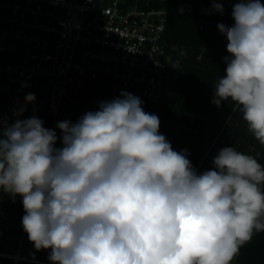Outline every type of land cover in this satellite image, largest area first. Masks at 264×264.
I'll list each match as a JSON object with an SVG mask.
<instances>
[{"label": "clouds", "instance_id": "obj_1", "mask_svg": "<svg viewBox=\"0 0 264 264\" xmlns=\"http://www.w3.org/2000/svg\"><path fill=\"white\" fill-rule=\"evenodd\" d=\"M232 18L217 25L228 55L211 102L230 100L264 145V3L239 0ZM35 100L0 122V190L22 198L23 230L50 264H231L264 231V166L252 155L225 146L197 172L127 91L58 122L57 148L39 117L19 119Z\"/></svg>", "mask_w": 264, "mask_h": 264}, {"label": "built area", "instance_id": "obj_2", "mask_svg": "<svg viewBox=\"0 0 264 264\" xmlns=\"http://www.w3.org/2000/svg\"><path fill=\"white\" fill-rule=\"evenodd\" d=\"M204 1L202 32L210 27ZM167 2L0 0V110H18L32 93L26 107L56 116L100 81L111 84L114 99L127 91L165 100L178 48L166 39Z\"/></svg>", "mask_w": 264, "mask_h": 264}, {"label": "rangeland", "instance_id": "obj_3", "mask_svg": "<svg viewBox=\"0 0 264 264\" xmlns=\"http://www.w3.org/2000/svg\"><path fill=\"white\" fill-rule=\"evenodd\" d=\"M145 0H130V2H138L139 4ZM174 3V6H179V10L182 9L183 15H194L196 14V8L200 9L201 0H186V5H181L180 0H169ZM222 3L224 11L223 14L212 10V0H205V18L211 17L210 25L213 28L219 23L216 21L222 17L232 18L233 5L239 0H217ZM176 7V6H175ZM192 7V11L189 8ZM194 11V12H193ZM193 12V13H191ZM198 16V15H197ZM199 30L205 35H211L209 29L202 32L200 29V23L203 21V17H198ZM176 66L172 69L179 70L183 68L185 62L191 65H198L194 60L192 61L191 54L188 51L191 47L185 48V52H179L182 48L176 45ZM181 48V49H180ZM195 52V49H192ZM191 51V52H192ZM205 57L208 55L212 58L220 59L222 50L218 48L203 47L199 55L196 57L198 62H202L203 53ZM204 57V58H205ZM206 59V58H205ZM171 72L169 73V75ZM217 80L212 81L210 86H205V94L198 100L197 105L194 109L184 111V113H170L174 107L175 91L173 87L168 89V96L161 102H154L151 104L143 103L142 107L144 111L150 114H156L160 120L159 131L163 134L167 140L172 144L173 149L181 151L187 149L193 167L197 172H203L213 167L212 161L210 162L209 157H214L218 151L225 146H233L237 151L252 155L262 166H264V146L255 139L252 133L248 131L246 123L242 119L241 113H233L232 106H225L224 102L221 107H217L211 101L213 99V88ZM112 86L108 81H101L94 86L84 91L79 98H72L69 103L62 109V111L56 115L47 114H35V113H23L19 119H27L33 115L39 117L44 122V127L47 125L49 129H54L57 132V143L55 147H62V143L59 139L60 131L56 128V125L60 121H71L72 123L77 120L88 111L99 110L100 101H111ZM237 113L239 114L237 116ZM225 115V116H224ZM229 117L231 118L230 123ZM17 117L14 113H6L2 117L1 122L7 121L8 123L13 122ZM261 147V148H260ZM244 149V150H243ZM253 151L256 154H253ZM254 152V153H255ZM25 233L21 236L16 235H3L0 232V257L6 258L12 261L13 264H50L48 259L50 250L42 249L37 251L34 245L27 242L25 239ZM263 238V237H261ZM264 238L262 239V241ZM264 242V241H263ZM251 250L239 251V254L234 258L231 264H241L244 259L249 257Z\"/></svg>", "mask_w": 264, "mask_h": 264}, {"label": "trees", "instance_id": "obj_4", "mask_svg": "<svg viewBox=\"0 0 264 264\" xmlns=\"http://www.w3.org/2000/svg\"><path fill=\"white\" fill-rule=\"evenodd\" d=\"M261 3H264V0H261ZM166 4L169 9L167 32H165L167 41L171 45H179L181 48H186L187 46L189 48L191 47V50L188 51L189 55L191 54L192 56L190 59H192V61L195 60L198 63V65L193 66L190 63L185 62L182 69L172 70L171 74L166 79V85L169 86V88L173 87L175 91L174 107L170 113H184V111L195 108L198 100L205 94V86H210L212 81H218V79L223 76L226 68L223 58L228 55L227 39L225 35L220 33L217 26L213 28L214 31H211L212 25H210L208 32H210L211 35H205L200 32L198 17H203L204 19V16L199 13L198 7L195 11L196 14L183 15V13H179L178 4L175 5V7L174 3L169 0ZM211 17L214 18L213 15H210L205 18V21L211 22ZM216 22L219 24L223 23L229 27L234 24V20L228 17H222L220 21L217 20ZM203 47L218 48L222 50L220 59L212 58L209 53H207L208 55L205 57L204 52V60L198 62L196 57L199 55ZM192 49H195V52H193ZM143 103L151 104L154 102L143 100ZM225 106L233 107V103L229 100L225 103ZM14 111L17 110L9 111V113H14ZM6 113L8 112L0 110V122ZM24 113L43 114L35 107H26ZM238 113L237 116L239 115ZM47 125L45 128L48 127ZM254 152L255 151H253V154H256V152ZM245 153H247V151H245ZM212 159V157H209L208 160L211 162ZM24 214L22 198L19 196L12 197L8 193L3 192V190H0V232L6 236H21L24 234L25 232L22 227V217ZM24 236L26 241L30 242L26 233ZM261 237L264 238V231L255 233L252 239L240 248V251L243 252L244 250H251L250 246H253L252 251L249 253V257L244 259L241 264H264V240L262 241L263 238ZM0 264L13 263L6 258L0 257Z\"/></svg>", "mask_w": 264, "mask_h": 264}]
</instances>
